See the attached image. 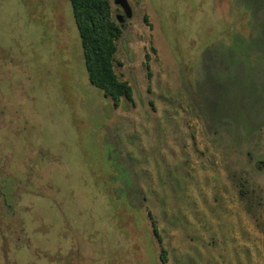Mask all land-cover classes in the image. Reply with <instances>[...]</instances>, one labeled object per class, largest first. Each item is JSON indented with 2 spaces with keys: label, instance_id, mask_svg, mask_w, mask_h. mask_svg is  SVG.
<instances>
[{
  "label": "rangeland",
  "instance_id": "rangeland-1",
  "mask_svg": "<svg viewBox=\"0 0 264 264\" xmlns=\"http://www.w3.org/2000/svg\"><path fill=\"white\" fill-rule=\"evenodd\" d=\"M127 1L115 108L67 0H0V264H264V0Z\"/></svg>",
  "mask_w": 264,
  "mask_h": 264
},
{
  "label": "trees",
  "instance_id": "trees-1",
  "mask_svg": "<svg viewBox=\"0 0 264 264\" xmlns=\"http://www.w3.org/2000/svg\"><path fill=\"white\" fill-rule=\"evenodd\" d=\"M78 30L85 69L92 86L100 90L117 108L121 102H133L129 83L119 80L114 71V57L121 28L111 17L109 0H67ZM144 22L147 19L144 17ZM155 236L157 231L153 228ZM160 242V240H159ZM161 264L167 263V254L160 250Z\"/></svg>",
  "mask_w": 264,
  "mask_h": 264
},
{
  "label": "water",
  "instance_id": "water-1",
  "mask_svg": "<svg viewBox=\"0 0 264 264\" xmlns=\"http://www.w3.org/2000/svg\"><path fill=\"white\" fill-rule=\"evenodd\" d=\"M114 5L122 11V14L116 17L117 22L122 27L126 20L132 18V9L127 0H114Z\"/></svg>",
  "mask_w": 264,
  "mask_h": 264
},
{
  "label": "flooded vegetation",
  "instance_id": "flooded-vegetation-1",
  "mask_svg": "<svg viewBox=\"0 0 264 264\" xmlns=\"http://www.w3.org/2000/svg\"><path fill=\"white\" fill-rule=\"evenodd\" d=\"M117 16H119V15H117Z\"/></svg>",
  "mask_w": 264,
  "mask_h": 264
}]
</instances>
